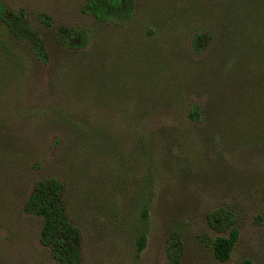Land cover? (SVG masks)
<instances>
[{
  "label": "rangeland",
  "instance_id": "rangeland-1",
  "mask_svg": "<svg viewBox=\"0 0 264 264\" xmlns=\"http://www.w3.org/2000/svg\"><path fill=\"white\" fill-rule=\"evenodd\" d=\"M0 1L34 24L93 28L78 51L42 28L41 64L0 26V264H52L19 211L49 176L66 183L82 264H169L177 228V264H264V0H134L125 24H98L84 0ZM196 31L211 36L200 53ZM218 206L238 232L225 262L204 241L227 235L205 219Z\"/></svg>",
  "mask_w": 264,
  "mask_h": 264
},
{
  "label": "trees",
  "instance_id": "trees-1",
  "mask_svg": "<svg viewBox=\"0 0 264 264\" xmlns=\"http://www.w3.org/2000/svg\"><path fill=\"white\" fill-rule=\"evenodd\" d=\"M80 10L98 24H125L135 14V2L134 0H84ZM36 17L37 24H34L28 20L22 9L10 10L0 1V26L3 27L6 37L12 41L28 44L32 55L41 64L48 63V50L41 32L42 28L51 29L57 42L68 50H82L92 38L93 28L53 25L51 19L42 13ZM210 40L211 36L208 32L196 31L191 37V49L200 53L206 49ZM188 117L192 122L200 121L199 106L196 102L190 104ZM65 187V181L58 176L39 178L23 199L19 211L23 216L38 221V243L42 250L46 251L52 264H82V233L69 217L64 198ZM135 214L134 217L140 224V229L134 232L135 245L137 252H140L146 242L144 226L148 219V210L144 206ZM205 219L213 231L227 233V235L204 239L214 258L219 262H225L229 259L238 239V232L234 227V214L226 207L218 206L209 209ZM179 234V228L173 230L166 241L169 264L178 263ZM240 264L253 263L250 259H244Z\"/></svg>",
  "mask_w": 264,
  "mask_h": 264
}]
</instances>
